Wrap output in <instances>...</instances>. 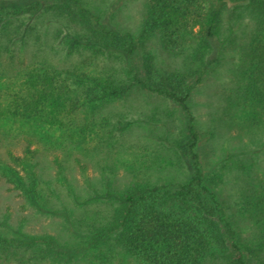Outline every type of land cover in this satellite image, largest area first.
<instances>
[{
  "label": "trees",
  "instance_id": "1",
  "mask_svg": "<svg viewBox=\"0 0 264 264\" xmlns=\"http://www.w3.org/2000/svg\"><path fill=\"white\" fill-rule=\"evenodd\" d=\"M141 2L133 30L123 0H0V183L68 227L61 240L0 211V264H264V229L242 238L217 191L239 153L204 169L188 105L228 42L224 110L246 114L238 138L264 130V0ZM151 99L186 113L181 135L157 128ZM247 181L238 202L262 228L264 178Z\"/></svg>",
  "mask_w": 264,
  "mask_h": 264
},
{
  "label": "rangeland",
  "instance_id": "2",
  "mask_svg": "<svg viewBox=\"0 0 264 264\" xmlns=\"http://www.w3.org/2000/svg\"><path fill=\"white\" fill-rule=\"evenodd\" d=\"M123 1L120 15L121 24L134 30L141 18L142 2L141 0ZM232 10L230 8L226 18H224L226 20L222 29L224 32L227 29V19L231 16ZM248 20L246 18L243 25L248 23ZM241 32V30H237L234 33L236 36L234 38H238V42H241ZM219 40L221 41V38ZM230 50L231 44L228 42L223 43L220 47L216 46L213 63L206 74L202 76L200 82L194 84L188 105L195 118L194 123L201 133V141L196 148V153L201 156L202 166H205L204 169H208L206 168V165H208L207 167H211V170H219V163L221 159L226 157L228 151L231 154L239 153L237 156L239 160L235 167H231V162L228 161L224 165L225 168L220 170L224 174L225 183L219 186L217 191L224 198L226 205L232 209L229 210V213L233 216L232 213L235 212L233 217L237 221V230H240L241 237L249 240L258 237L259 229L263 230L264 227L261 228L254 224L248 206L245 205L246 211H242V207L245 209L244 203L240 204L238 201L241 200V193L248 188V176L249 178H264V130L245 132L242 138H238V132L245 124L246 114L241 109L237 112L232 109L230 111L224 110L226 98L234 88L230 72L235 67L234 61L236 58L231 55ZM150 104L148 113L154 109L157 111V128L167 130L169 135H181L187 118L186 113L175 103L161 99H151ZM133 117L137 118L138 115H133ZM219 117L223 120L222 122L219 121ZM229 125H232V129L228 128ZM14 127L16 126H12L13 132L18 131ZM7 128L8 125L5 129ZM210 129L211 131L214 130V137H211ZM131 136H138L137 131ZM17 152L20 153L21 149L17 148ZM46 160L48 162L47 158ZM120 160V174L123 175V164L129 162V159L121 157ZM88 164L87 170L93 180L97 176L98 170L94 167L95 162L93 160H89ZM75 177L77 180L80 178L78 170H76ZM232 206L234 208H231ZM235 208L240 211L238 212ZM5 210H8L11 214L14 224L17 225L21 221L22 227L27 231L52 234L61 240H67L68 238V227L65 226L61 217L36 212L24 204L23 200L6 192V186L0 183V211ZM259 255L260 261H264V251Z\"/></svg>",
  "mask_w": 264,
  "mask_h": 264
}]
</instances>
